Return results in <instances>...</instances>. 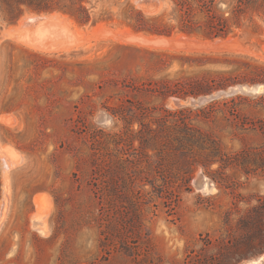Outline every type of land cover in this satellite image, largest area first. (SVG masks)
Instances as JSON below:
<instances>
[{
	"label": "rangeland",
	"instance_id": "rangeland-1",
	"mask_svg": "<svg viewBox=\"0 0 264 264\" xmlns=\"http://www.w3.org/2000/svg\"><path fill=\"white\" fill-rule=\"evenodd\" d=\"M92 4L48 53L0 10V264H264V92L228 95L264 85V13L160 36L130 22L172 0Z\"/></svg>",
	"mask_w": 264,
	"mask_h": 264
},
{
	"label": "trees",
	"instance_id": "trees-1",
	"mask_svg": "<svg viewBox=\"0 0 264 264\" xmlns=\"http://www.w3.org/2000/svg\"><path fill=\"white\" fill-rule=\"evenodd\" d=\"M178 25L167 22L155 24L158 18L147 19L141 12L135 14L130 25L137 31L160 36H172L177 31L188 35H203L209 38H226L241 28V17L248 12L264 13V0H172ZM222 4L227 5L221 9ZM25 9L37 13H61L80 25H96L113 20L112 16H97L92 0H0V10L10 22L18 21ZM200 16V19L197 17ZM203 92L190 90L184 97H197Z\"/></svg>",
	"mask_w": 264,
	"mask_h": 264
},
{
	"label": "bare ground",
	"instance_id": "bare-ground-1",
	"mask_svg": "<svg viewBox=\"0 0 264 264\" xmlns=\"http://www.w3.org/2000/svg\"><path fill=\"white\" fill-rule=\"evenodd\" d=\"M62 17L63 16L59 13H54V14H43L42 13L41 15L31 14V15L23 17V19L20 22L21 26H23L22 24H24L25 22H27V23L30 22V25L25 28L26 31L24 29L23 33L18 34L19 33L18 30H20V32H22V31H21L20 27L14 26V27H11V29L9 31H6L5 35L11 36V37L15 38L16 41H18L19 43L24 44V45H26L30 48H33L35 50H38V51H43V52H47V53L58 51V50L62 51V49H65V48L68 49L69 48L68 44H66L67 42L65 43L63 41L64 43H58L57 42L54 44L51 41H47V42L52 43V44H47L45 42H40V40H36L37 37H41V39H50V38L53 39L54 37H57V35L52 34L54 32L52 30H56V26H58V21ZM31 23H34V24H31ZM62 25H59V26H61V28H62ZM24 27H25V25H24ZM58 28H60V27H58ZM64 30H65V28H64ZM16 32L18 35L16 34ZM67 32H69V30ZM68 35H71V34H68ZM160 40L164 41V39H160ZM52 41H55V39H53ZM59 42H62V41H59ZM3 157H4V155H3ZM10 164H11V162H10ZM11 165L14 167V164H11ZM9 166H7V167L9 168ZM6 168H5V170H6ZM4 188H7V187H4ZM6 192L7 191H5V194H7ZM251 264H258V261H254V263L252 262Z\"/></svg>",
	"mask_w": 264,
	"mask_h": 264
},
{
	"label": "water",
	"instance_id": "water-1",
	"mask_svg": "<svg viewBox=\"0 0 264 264\" xmlns=\"http://www.w3.org/2000/svg\"><path fill=\"white\" fill-rule=\"evenodd\" d=\"M34 24V23H31ZM24 25L29 26L30 22H25ZM264 92V85L256 84L253 86H237L235 88H232L228 91V95H233L237 93H243V94H249V95H254V94H259ZM204 99L200 100V103L204 102ZM205 180L201 181L204 183Z\"/></svg>",
	"mask_w": 264,
	"mask_h": 264
}]
</instances>
